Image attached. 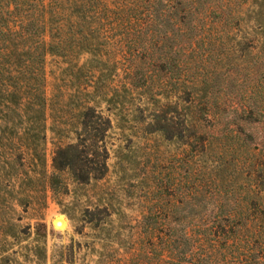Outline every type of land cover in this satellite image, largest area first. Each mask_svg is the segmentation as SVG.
Instances as JSON below:
<instances>
[{"label": "rangeland", "instance_id": "rangeland-1", "mask_svg": "<svg viewBox=\"0 0 264 264\" xmlns=\"http://www.w3.org/2000/svg\"><path fill=\"white\" fill-rule=\"evenodd\" d=\"M99 1L90 49L46 58V166L29 197V151L0 148V264H264V121L240 118L251 96L264 113V0H195L190 36L178 0ZM49 3L24 5L47 42ZM78 142L84 183L53 166Z\"/></svg>", "mask_w": 264, "mask_h": 264}, {"label": "trees", "instance_id": "trees-1", "mask_svg": "<svg viewBox=\"0 0 264 264\" xmlns=\"http://www.w3.org/2000/svg\"><path fill=\"white\" fill-rule=\"evenodd\" d=\"M0 0V148L6 146L24 148L29 151L33 163V170L27 173V194L34 192L33 178L36 175L37 167L46 166V143H47V98L45 95L46 85V58L47 56L70 57L78 49V53L85 52L86 49L80 48L83 42V29L87 24L89 16L96 13L99 0H50L49 14L50 40H45V32H38L30 28L36 26L38 19H34L35 13L28 16L24 5L30 6V0H6L3 4ZM117 1V0H115ZM150 1V0H148ZM10 5H13L10 10ZM140 8V4H136ZM181 8V22L183 35L190 36L197 29L194 16L197 8L195 0H178ZM44 7V6H43ZM264 7V1L259 4V10ZM68 11V18L62 14L63 9ZM168 8H172L168 6ZM45 10V7H44ZM135 12L137 11L134 8ZM264 10L258 16H264ZM209 15V14H207ZM17 19V29L9 27L10 18ZM206 17V16H205ZM203 18V16H202ZM219 18H225L219 15ZM57 19V20H56ZM204 19V18H203ZM54 21L56 24H54ZM4 27V28H2ZM68 27L67 29H65ZM259 31L264 33V23L259 22ZM191 32V34H188ZM68 34L72 35L74 46H69ZM76 37V38H75ZM83 45V44H82ZM94 49V46H93ZM96 49V48H95ZM167 63L153 64L149 75H158L168 67ZM254 98H246L245 104L240 111V118L247 123L264 121V113L260 109H255ZM211 99L207 100L206 106L200 108L204 116L210 114L211 109L217 108L218 104H211ZM110 103V99L106 100ZM192 103V102H191ZM91 111V110H90ZM201 114V113H200ZM201 114V115H202ZM84 113L83 116H86ZM157 117V116H156ZM246 117V119H245ZM158 118V117H157ZM84 121V118H83ZM166 131V126L159 125L155 129L157 133ZM79 141V140H78ZM264 146V145H263ZM80 144H68L64 147L58 146L53 160V166L57 171L70 170L75 173L79 182H86L87 176L82 173L84 152L79 150ZM14 151V150H11ZM14 153V152H12ZM24 152L11 154V160L18 158L16 166L24 167L22 156ZM11 168L13 163L10 164ZM38 174H43L41 171ZM48 187L54 191L60 188V180L53 174L48 179ZM22 183L20 184V187ZM18 202V200H17ZM26 202V201H25ZM20 204V202H18ZM28 203V202H26Z\"/></svg>", "mask_w": 264, "mask_h": 264}, {"label": "bare ground", "instance_id": "bare-ground-1", "mask_svg": "<svg viewBox=\"0 0 264 264\" xmlns=\"http://www.w3.org/2000/svg\"><path fill=\"white\" fill-rule=\"evenodd\" d=\"M56 226H57V228H59V229H63V228L65 227L64 221H63L62 219H58V220L56 221Z\"/></svg>", "mask_w": 264, "mask_h": 264}]
</instances>
